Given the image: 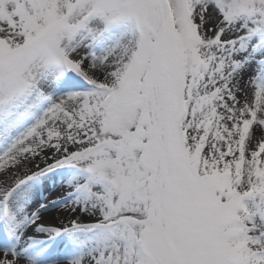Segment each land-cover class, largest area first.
Listing matches in <instances>:
<instances>
[{"label":"snow or ice","instance_id":"6c2138e0","mask_svg":"<svg viewBox=\"0 0 264 264\" xmlns=\"http://www.w3.org/2000/svg\"><path fill=\"white\" fill-rule=\"evenodd\" d=\"M0 264H264V0H0Z\"/></svg>","mask_w":264,"mask_h":264}]
</instances>
